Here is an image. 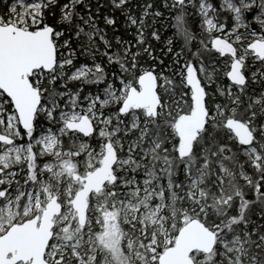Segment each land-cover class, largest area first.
I'll return each instance as SVG.
<instances>
[{"label":"snow or ice","instance_id":"6c2138e0","mask_svg":"<svg viewBox=\"0 0 264 264\" xmlns=\"http://www.w3.org/2000/svg\"><path fill=\"white\" fill-rule=\"evenodd\" d=\"M0 264H264V0H0Z\"/></svg>","mask_w":264,"mask_h":264}]
</instances>
